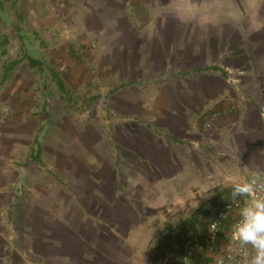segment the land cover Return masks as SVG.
<instances>
[{
    "label": "rangeland",
    "instance_id": "1",
    "mask_svg": "<svg viewBox=\"0 0 264 264\" xmlns=\"http://www.w3.org/2000/svg\"><path fill=\"white\" fill-rule=\"evenodd\" d=\"M121 12L95 17L88 25L93 32H70L69 25L57 31L52 24L54 0H0V188L10 185L14 229L19 230L28 217L43 234L25 236L20 229L14 237V248L33 264H57L51 221L59 203L68 200L78 202L69 209L77 219L88 212L103 218L107 235L102 236L100 250L103 255L108 252L109 259L116 256L117 242L124 238L123 233L119 241L113 236L111 225L118 217L123 223L118 227L128 229L139 222L155 233L147 249L150 264H176L183 240L203 226L181 235L175 229L195 215L216 188L235 187L223 181L209 191H195L186 204L153 207L154 185L164 177L149 170L150 157L156 150L163 156L166 147L179 157L180 150L166 138L164 113L154 114L149 105L154 65L138 61L134 29L142 22L140 16L133 10ZM172 16L178 23L175 13ZM149 17L148 22H164L163 12ZM68 19L63 17L62 23ZM182 19L189 39H195L200 27L192 34L188 23L195 21ZM28 57L41 64L31 66ZM161 71L164 84L163 65ZM227 73L232 77L234 71ZM234 196L245 194L235 187L225 198ZM197 200L199 206L192 208ZM85 222L78 235L85 234ZM263 228L264 210L247 246L249 264H264V253L252 249ZM88 236L93 240L91 233ZM124 247L125 264L135 248L128 243ZM99 261L103 264V257Z\"/></svg>",
    "mask_w": 264,
    "mask_h": 264
},
{
    "label": "crops",
    "instance_id": "2",
    "mask_svg": "<svg viewBox=\"0 0 264 264\" xmlns=\"http://www.w3.org/2000/svg\"><path fill=\"white\" fill-rule=\"evenodd\" d=\"M126 10H133L142 21L134 29L138 33L139 64L154 65L149 75V105L154 114L164 113L166 138L180 150L179 157L168 147L169 153L162 156L156 150L150 157L153 162L149 170L164 177L154 185L153 207L186 204L195 191H209L224 182L243 191L248 179L264 180V0H228L227 4L224 0H54L52 24L57 31L69 25L70 32H93L88 25L95 17H107L113 11L125 14ZM159 11L163 12L164 22H148L151 17L147 19V15ZM174 13L178 23H173ZM66 16L69 19L62 23ZM183 16L188 22L190 18L195 21L193 25L188 23L192 34L200 27L193 40L181 25ZM103 21L108 24L107 19ZM197 21L201 24L196 25ZM162 65L167 73L164 84L160 79ZM227 70L234 71L232 77H228ZM144 78L142 72L140 79ZM34 143L39 153V139ZM199 202H192L191 207L197 208ZM12 204L10 185H4L0 188V210L4 207V213H0V264H33L14 248L13 240L20 229L25 236L43 234L27 216L20 222L21 228L15 230L9 214ZM76 205V200L60 202L57 215L52 217V256L57 264H101L102 257L103 264H124L126 243L135 248V254L125 264H150L147 249L150 235L155 233L146 225L138 222L123 229L118 227L122 222L117 217L111 225L113 236L119 241L118 235L123 233L124 238L117 242L116 256L109 259L110 254L103 255L100 250L102 236L107 235L103 218L88 212V216L77 219L69 214ZM84 222L85 234L78 235V231L83 232L80 225ZM224 241L223 235L221 246ZM252 249L264 253V228ZM250 250L242 264H249ZM205 261L196 262L208 264L209 260Z\"/></svg>",
    "mask_w": 264,
    "mask_h": 264
},
{
    "label": "built area",
    "instance_id": "3",
    "mask_svg": "<svg viewBox=\"0 0 264 264\" xmlns=\"http://www.w3.org/2000/svg\"><path fill=\"white\" fill-rule=\"evenodd\" d=\"M206 126L210 124L206 122ZM242 188L245 196L220 204L205 229L191 232L183 240L176 264H196V260H209L208 264L243 263L252 231L264 210V180L248 179ZM226 229L228 237L221 246L220 236Z\"/></svg>",
    "mask_w": 264,
    "mask_h": 264
},
{
    "label": "trees",
    "instance_id": "4",
    "mask_svg": "<svg viewBox=\"0 0 264 264\" xmlns=\"http://www.w3.org/2000/svg\"><path fill=\"white\" fill-rule=\"evenodd\" d=\"M29 64L31 66L40 65L41 63L36 60L35 58L28 57ZM235 190V187H230L229 189H225L224 191H219V188H216V193L210 199H208L203 205H201L198 209V212L193 215L190 219L186 220L179 228L175 230H179V233L190 232L195 230L197 226H203L202 229H205L210 218L213 215L215 209L225 201L232 200L234 198H239L240 196L234 197H226L230 195ZM193 232V231H192ZM223 232L221 233L220 237H223ZM197 261V260H196ZM195 263L197 264V262Z\"/></svg>",
    "mask_w": 264,
    "mask_h": 264
}]
</instances>
